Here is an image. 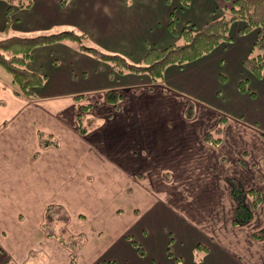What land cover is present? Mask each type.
I'll list each match as a JSON object with an SVG mask.
<instances>
[{
	"label": "crops",
	"instance_id": "obj_1",
	"mask_svg": "<svg viewBox=\"0 0 264 264\" xmlns=\"http://www.w3.org/2000/svg\"><path fill=\"white\" fill-rule=\"evenodd\" d=\"M187 1L33 0L7 9L0 0V37L73 28L87 45L137 62L149 46L179 39L171 11L179 31L231 2ZM240 24H231V42L168 65L160 81L111 76L108 62L71 40L33 48L26 66L45 78L32 95L18 92L0 64V264H264V237L253 235L264 226V150L244 175L261 201L249 221L234 224L229 180L245 177L222 169L221 137L204 138L216 125L196 119L202 111L242 116L264 144V70L255 77L243 67L255 31L238 35ZM242 77L254 95L238 90ZM108 90L120 93L116 104ZM53 204L67 212V230L84 236L74 252L41 226Z\"/></svg>",
	"mask_w": 264,
	"mask_h": 264
},
{
	"label": "trees",
	"instance_id": "obj_2",
	"mask_svg": "<svg viewBox=\"0 0 264 264\" xmlns=\"http://www.w3.org/2000/svg\"><path fill=\"white\" fill-rule=\"evenodd\" d=\"M5 1L7 9H10L13 5L21 8L29 7L33 0ZM183 4L187 5L188 1L183 0ZM170 14L168 26L173 33L179 35V39L163 47L149 46L143 57L137 62L126 55L87 45L84 41L87 38L85 33L73 28H66L29 35L10 34L0 37V64L11 74L12 82L18 92L32 95V87L40 85L45 78L44 75L30 70L26 66L32 56L33 48L40 44L71 40L76 42L79 49L108 62L111 66V76L114 73L125 72L146 73L152 81H160L168 65H183L209 53L219 45L231 42L233 40V35L230 33L231 24L239 21L241 24L236 32L238 35L255 31L250 53L243 58L242 65L255 77L262 76L264 70V0H231L230 6L225 7L221 15L213 17L199 27L188 22L179 31L175 28L176 16L174 12L171 11ZM245 82L244 78L238 82L240 90H245ZM106 98L116 104L120 99V93L108 90ZM190 113L189 111L188 114ZM220 130L221 127L218 126L215 132ZM204 138L214 143L220 140V136H214L213 132L205 133ZM229 183L236 204L232 221L234 224L245 223L252 218L254 209L260 203L262 190L260 188L244 190L234 178H231ZM245 194L250 196L249 203L244 202ZM67 221L68 215L65 209L60 205L53 204L45 208L41 226L47 236L56 238L74 252L84 241V236L71 234L66 228ZM253 235L257 238L264 237V226L254 231ZM131 242L136 247L138 254L143 255V248L135 240ZM204 250L203 245L197 246V253ZM113 262V260L109 261L111 264ZM94 264H101V262L97 261Z\"/></svg>",
	"mask_w": 264,
	"mask_h": 264
},
{
	"label": "rangeland",
	"instance_id": "obj_3",
	"mask_svg": "<svg viewBox=\"0 0 264 264\" xmlns=\"http://www.w3.org/2000/svg\"><path fill=\"white\" fill-rule=\"evenodd\" d=\"M250 53V52H249ZM248 53V55H249ZM222 78V79H221ZM246 79L245 82V90H240L238 87V90L243 93H249L251 95H254L255 89L251 86V81L248 77H242V79ZM221 81L225 80V77L221 75L220 77ZM254 86V84H253ZM230 113H232L230 111ZM225 113V114H230ZM198 114V110H197ZM222 116V115H221ZM219 117V114H215L214 116L212 114H204L203 111L198 114L196 119L201 122V126L204 128L215 126L211 132H213V135H219L222 139V144L225 146V158L222 169L224 171L231 172L234 176L239 174L241 177H245L244 175L249 172L250 163L254 162L258 154H261V152L264 150V144L259 143L256 137L255 131L252 129L254 125H251L246 118L239 117V118H233L228 115H224L222 117ZM222 118V119H221ZM220 126L221 130L219 132H215L216 128ZM212 129V128H211ZM258 136V135H257ZM213 144V143H212ZM243 149L247 150V154L244 156L241 151ZM241 153V154H239ZM240 155V156H239ZM249 164V165H247ZM237 180V179H235ZM251 181V176H246L243 180V184L241 181L237 180L238 184L244 189H247V185H249ZM246 185V186H245ZM253 185H250L249 187H252ZM246 187V188H245ZM248 187V189H249ZM250 196L248 197L246 194L244 196V202H250ZM209 206V204H207ZM67 224V222H66ZM67 228V225H66ZM110 235H107L106 232H104L100 238H109ZM119 236V235H118ZM117 236V237H118ZM117 237L115 239H117ZM123 238H121L122 240ZM118 243V242H117ZM120 243V242H119Z\"/></svg>",
	"mask_w": 264,
	"mask_h": 264
}]
</instances>
